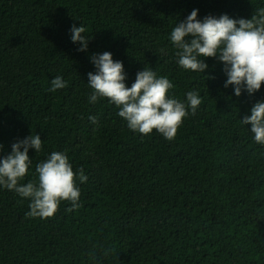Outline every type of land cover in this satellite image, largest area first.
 I'll return each instance as SVG.
<instances>
[{
  "label": "trees",
  "instance_id": "1",
  "mask_svg": "<svg viewBox=\"0 0 264 264\" xmlns=\"http://www.w3.org/2000/svg\"><path fill=\"white\" fill-rule=\"evenodd\" d=\"M260 8L264 0H0V158L39 134L21 183L36 181L53 151L88 177L77 180L82 206L62 202L46 220L0 186V264H264V146L240 123L264 85L236 97L222 63L205 60L209 78L185 71L170 40L193 9L203 20ZM73 25L85 27L86 51ZM105 51L123 62L127 87L145 67L173 83L170 97L200 94L174 140L131 131L107 98L89 102L90 57ZM56 76L67 87L50 92Z\"/></svg>",
  "mask_w": 264,
  "mask_h": 264
},
{
  "label": "clouds",
  "instance_id": "2",
  "mask_svg": "<svg viewBox=\"0 0 264 264\" xmlns=\"http://www.w3.org/2000/svg\"><path fill=\"white\" fill-rule=\"evenodd\" d=\"M85 31L83 25H73L71 29L72 42L81 45L78 51L87 50L89 38L82 35ZM170 40L177 50V63L185 71L205 75L209 67L206 59L213 58L222 63L227 77L224 87L232 86L236 97L244 91L251 96L264 85V8L249 19H233L222 14L218 18L207 15L203 20L198 19V9H193L173 28ZM90 59L96 71L88 73L89 102L107 98L119 109L117 114L127 122L128 129L143 136L156 130L164 139L174 140L184 119L190 113L195 115L202 103L197 91H188L183 102L170 97L173 83L166 76L158 77L155 71L145 67L137 72L131 87H127L123 62L114 60L110 52L93 54ZM65 87L67 81L56 76L48 91ZM250 112L240 119V123L251 125L254 142L264 146V101L254 103ZM89 120L97 123L95 116H89ZM30 148L36 152L42 150L39 134H31L13 143L11 153L0 158V186L31 201L30 211L26 213L29 218H52L62 202L71 204L68 211L81 207L77 180L84 183L88 177L83 168L78 170V175L74 172L66 152L53 151L36 165L37 180L21 183L32 162L28 155Z\"/></svg>",
  "mask_w": 264,
  "mask_h": 264
}]
</instances>
